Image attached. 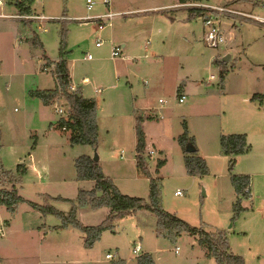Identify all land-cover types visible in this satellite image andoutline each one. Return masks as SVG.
I'll list each match as a JSON object with an SVG mask.
<instances>
[{"label": "rangeland", "instance_id": "374dc122", "mask_svg": "<svg viewBox=\"0 0 264 264\" xmlns=\"http://www.w3.org/2000/svg\"><path fill=\"white\" fill-rule=\"evenodd\" d=\"M30 1L34 15L48 18L46 30L38 20L20 18L10 0H0V169L19 178L23 198L14 213L0 206V264H137L145 252L155 264H218L195 236L182 233L176 242L159 237L152 210L115 218L87 247V232L62 227L57 214L34 205L50 204L68 214L72 202L58 198L76 200L81 190L95 187L94 180L78 178L75 165L76 158L95 150L121 193L150 201L155 179L164 210L207 232L226 231L231 250L245 264H264V25L220 16L216 25L225 41L210 47L204 41L205 15L189 10L199 3L264 17V0H110V8L92 0L90 9L88 0ZM109 10L124 16L99 31L94 17ZM63 38L75 89L97 102L96 148L72 145L70 131L50 125L67 118L65 100L44 107L30 96V90L55 86L48 63L58 60ZM123 43L124 58H113L112 48ZM227 54L229 61L217 63ZM223 68L228 73L222 85ZM140 109L153 115L144 123L148 173L136 165ZM185 125L197 151L187 152L189 145L184 149L179 141ZM235 133L247 136L250 149L227 155L220 137ZM164 158L167 165L157 169ZM19 164L27 166L22 175ZM235 175L249 176L250 196L238 195ZM238 201L242 208L236 212ZM109 212L85 205L77 218L98 226ZM137 245L142 250L136 252ZM108 253L116 257L108 259Z\"/></svg>", "mask_w": 264, "mask_h": 264}, {"label": "trees", "instance_id": "16d2710c", "mask_svg": "<svg viewBox=\"0 0 264 264\" xmlns=\"http://www.w3.org/2000/svg\"><path fill=\"white\" fill-rule=\"evenodd\" d=\"M182 0L181 3H186ZM17 8L18 15L33 14V6L30 0H10ZM191 14L198 13L207 15L208 11L204 8H189ZM64 35V32H63ZM220 64V60H216ZM227 69H221V84H224ZM52 74L55 78V87L52 89H36L30 90V96L40 99L43 104L52 106L59 104L65 100L67 109V118L61 116L56 126L63 131H70L69 140L72 145H90L94 148L98 144V122H97V102L94 98H87L75 90H71V76L68 65V55L64 38L61 41L59 59L54 62ZM144 117L137 115V167L143 172L148 173V163L143 156L146 148V135L144 131ZM179 141L183 148L187 145L195 146V139L189 135L187 125L185 131L179 137ZM220 142L224 153L227 155H238L249 151L250 145L247 143V136L242 133L230 135H221ZM165 164V160L161 159L157 164V169ZM77 176L83 180H94L95 187L91 190H81L76 200L59 197L72 202V208L68 214H64L57 210L54 206H40L34 204L44 214H57L62 219V227L73 226L81 231L87 232L86 246L92 247L94 243L100 239L102 232L112 227V222L117 217L131 215L138 210L155 211L157 221V235L159 237L176 242L182 233H188L198 238L200 247L206 250V254L214 257L218 264H245L244 257L235 254L231 250L229 237L226 231L207 232L202 228L191 226L185 220L177 215L164 210L160 203V189L158 182L152 179L150 182V201L145 198L130 196L121 193L119 188L106 176L102 171L99 162L92 159L91 155H81L76 158ZM191 167H195L192 165ZM27 171L25 164H19L17 175H22ZM6 179L11 185L8 187L0 180V206H6L10 212L17 210L19 202L23 201L19 194V178L11 171L0 169V179ZM234 186L238 195L250 196L245 190L250 183L249 176L240 175L233 176ZM236 212L241 210L240 201L237 202ZM90 205L93 208L108 207L110 209L106 219L98 226H85L78 218V208ZM137 264H155V259L150 253H142L137 258Z\"/></svg>", "mask_w": 264, "mask_h": 264}, {"label": "built area", "instance_id": "2783aa9c", "mask_svg": "<svg viewBox=\"0 0 264 264\" xmlns=\"http://www.w3.org/2000/svg\"><path fill=\"white\" fill-rule=\"evenodd\" d=\"M104 3H105L107 8H109V6L111 5L110 0H104ZM94 4H95L94 1L88 0V8L89 9L92 8L94 6ZM184 4H189V3L186 2ZM189 5H191L190 8H194V7L204 8L207 11H212L215 13V15H216L215 18L212 14H207L204 16L206 25L209 27V29L206 30V32H205L204 41H205L206 45L210 46V47H218L222 42L225 41V37L222 34L221 28L216 25V22L220 21V16L229 15V16H234L235 19L238 18L237 16H239L240 18L241 17L242 18H249V19L253 18L254 21L264 25V17H261L259 15L249 14L247 12H242V11H239V10L234 9V8H229L226 6L204 7L203 5H200L199 3L198 4H189ZM18 16L20 18L27 19V20H32V19L38 20L39 21V27H43V29L46 30V27H44V23L48 20V18L44 14L34 15V13H33V14L18 15ZM122 16H124V13L109 10L108 12H105L104 14L99 15V16L94 17V18L96 20H98V24H97L98 30L102 31L107 26L112 25V22L114 20H116ZM96 45L100 46L101 42L97 41ZM122 52L123 51H122V48L120 46H114L112 48L111 55L113 58H118V57L124 58V56H122ZM92 57H93L92 54H90V53L87 54L88 59H92ZM70 89L75 90V87L73 85H71ZM179 100H180V102H183L185 100V95L182 94L180 96ZM159 101L163 102V99L161 98ZM58 112L63 113L64 112L63 108H58ZM154 153H155V151L152 149L148 154V158L151 160L153 158H155ZM245 191L247 193H250V188L247 187ZM175 193H176V195H182L183 194V192L181 190H177ZM0 234L1 235L4 234V228L3 227L0 228ZM178 249L179 248H177V250ZM140 250H142V247L140 245H137L135 248V251L138 252ZM106 256L108 259H114L116 257V254L108 253Z\"/></svg>", "mask_w": 264, "mask_h": 264}, {"label": "crops", "instance_id": "0c3cea01", "mask_svg": "<svg viewBox=\"0 0 264 264\" xmlns=\"http://www.w3.org/2000/svg\"><path fill=\"white\" fill-rule=\"evenodd\" d=\"M111 6V5H110ZM110 6H109V8H110ZM107 8V7H106ZM119 19V18H118ZM127 47V45H126V43H123L122 44V51H123V49H125ZM59 59V58H58ZM57 61V60H56ZM55 61V62H56ZM51 62H53V61H50L49 63H48V66L49 67H54V64H52ZM54 63V62H53ZM68 65H69V62H68ZM51 68V69H52ZM69 69H70V67H69ZM70 76H71V85H73L74 83H73V79H72V74H71V70H70ZM213 77H214V75H212ZM54 77V76H53ZM54 80H55V78H54ZM75 85V84H74ZM73 85V86H74ZM55 87V86H54ZM53 87V88H54ZM75 87V86H74ZM49 89H52V88H49ZM82 96H84V95H82ZM85 97V96H84ZM87 98H89V97H87ZM161 99V98H160ZM44 105V107L45 106H48V105H45V104H43ZM136 110H138V109H136ZM141 115V116H143L144 117V122H143V126H144V123H145V121L146 120H149V119H152L153 118V115H151L150 113H148V112H145V111H143V110H141L140 109V112H138L137 114H136V117H137V115ZM58 120V119H57ZM57 120L55 121V122H51V126H55V127H57L56 126V122H57ZM137 120V119H136ZM66 132V131H65ZM136 137H137V132H136ZM221 138V137H220ZM248 141V140H247ZM248 143V142H247ZM136 145H137V142H136ZM192 146V145H191ZM193 147H195V151H197L198 150V148H197V145H196V142H195V146L193 145ZM188 152V151H187ZM87 155H91L92 156V154H87ZM164 160H165V164L163 165V166H166L167 165V159L166 158H164ZM137 165V164H136ZM162 166V167H163Z\"/></svg>", "mask_w": 264, "mask_h": 264}, {"label": "water", "instance_id": "95a60500", "mask_svg": "<svg viewBox=\"0 0 264 264\" xmlns=\"http://www.w3.org/2000/svg\"><path fill=\"white\" fill-rule=\"evenodd\" d=\"M230 59H231V55H230V54H227L226 56L220 58V61H221V62H227V61H229ZM187 151H188V152H194V151H195V147L189 145V147H187ZM91 157H92V159H93L94 161H96V162H99V160H100V156H99V154L97 153L96 150H95V152H94V155H92Z\"/></svg>", "mask_w": 264, "mask_h": 264}]
</instances>
